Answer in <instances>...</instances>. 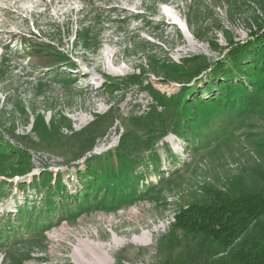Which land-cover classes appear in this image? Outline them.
<instances>
[{"label": "rangeland", "instance_id": "374dc122", "mask_svg": "<svg viewBox=\"0 0 264 264\" xmlns=\"http://www.w3.org/2000/svg\"><path fill=\"white\" fill-rule=\"evenodd\" d=\"M262 7L0 0V264H77L75 252L94 248L102 264H211L192 239L170 248V232L208 188L226 192L239 177L262 185L264 85L253 104L236 99L210 113L229 78L208 79V70L186 100L207 104L191 108L200 117L194 135L168 129L150 141L133 125L157 106L151 90L183 87L162 83L153 61L223 60L229 41L244 43L264 23ZM246 75L234 86L253 87Z\"/></svg>", "mask_w": 264, "mask_h": 264}, {"label": "trees", "instance_id": "16d2710c", "mask_svg": "<svg viewBox=\"0 0 264 264\" xmlns=\"http://www.w3.org/2000/svg\"><path fill=\"white\" fill-rule=\"evenodd\" d=\"M258 1L263 5L264 14V0ZM263 24H257L258 30L244 43L234 44L229 41L231 47L227 48L229 51L224 59L215 63L205 58L185 59L182 64L168 62L166 59L163 63L153 61L150 66L151 72L162 77V83H176L183 87L179 93L173 95L151 90L150 96L157 106L152 107L151 113L139 117L137 119L139 126L133 127L144 134L143 138L150 137V141L165 135L168 129H172V133L177 136H184L188 130H193L194 135L196 131L194 129L200 124V117L191 113V108L204 109L207 104L199 100L186 103V100L191 92L190 88L201 85L203 81L199 77L208 70L211 73L208 79H219L221 76L229 78L227 81L221 80L218 84L219 96L212 100L214 102L211 105L218 104L209 109L210 113H213L212 109L215 108L227 110L225 104L235 102L236 99H240V107L253 104L264 85ZM61 59L65 61L64 58ZM245 73L254 86L249 89L238 81L234 86V78H240ZM137 77L140 78L132 75L129 79ZM203 115L209 119L205 113ZM126 142V138L122 136L120 150L124 148ZM138 142L144 144L142 137H138ZM260 149L264 152V141L260 144ZM17 155L27 157L22 151L17 152ZM120 159L117 160L119 163ZM28 162L26 163L30 171L31 164ZM139 167L141 165L131 166L133 169ZM88 170H91L90 162ZM259 175L262 185L257 190L249 188L239 177L232 182L228 191L221 192L215 188H208L201 201L181 208L175 216L176 221L170 232L169 247L173 248L182 239L188 238L196 242L197 250L206 254L211 264H264V172H260ZM53 211L52 208L51 213ZM35 214L37 213H32ZM22 219L21 217V221ZM3 235L0 234V239L4 237Z\"/></svg>", "mask_w": 264, "mask_h": 264}, {"label": "bare ground", "instance_id": "6f19581e", "mask_svg": "<svg viewBox=\"0 0 264 264\" xmlns=\"http://www.w3.org/2000/svg\"><path fill=\"white\" fill-rule=\"evenodd\" d=\"M176 20L177 19H175V23H174V21H173V23L176 24L177 26L178 25L180 26L181 23L178 20L177 21ZM97 250H98L97 248H94L91 250L85 249V250L80 251L79 253L75 252L74 258H75L77 264H102L98 261L100 259V253ZM99 251L101 252V250H99Z\"/></svg>", "mask_w": 264, "mask_h": 264}]
</instances>
